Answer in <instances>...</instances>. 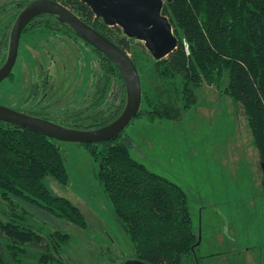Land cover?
Listing matches in <instances>:
<instances>
[{"label":"trees","instance_id":"1","mask_svg":"<svg viewBox=\"0 0 264 264\" xmlns=\"http://www.w3.org/2000/svg\"><path fill=\"white\" fill-rule=\"evenodd\" d=\"M57 1L130 52L128 40L119 38L120 28L96 22L90 8L79 0ZM163 14L172 23L178 48L156 62L158 75L163 79H184V111L196 103V89L203 81L215 85L222 97L242 107L260 157L264 195V0H177L166 3ZM41 24L31 27L30 33L46 28L58 34L67 29L80 39L59 19L51 18ZM70 33L67 32L71 38ZM90 47L100 66L92 89L93 102L77 113L67 114L65 120H75L69 128H102L118 119L126 106V88L118 69L104 54ZM10 79L14 81L15 77ZM104 102L105 109L101 106ZM179 114L170 108L141 110L136 118L178 121ZM83 145L98 165L97 179L134 246L135 260L147 264L204 263L198 255L199 235L193 226L187 193L135 160L131 155L134 140L128 134L122 132L111 141ZM49 179L63 186L69 179L57 141L0 122V211L5 210L7 217L5 222L0 221V264H29L27 247L46 240V249L36 264H59L50 249L58 255V250L72 240L70 233L59 228L41 236L43 228L25 207L45 214L46 217L37 216L46 224L49 219L82 229L88 227L82 211L58 196ZM26 214L30 215L28 219ZM111 261L117 262V258Z\"/></svg>","mask_w":264,"mask_h":264},{"label":"rangeland","instance_id":"2","mask_svg":"<svg viewBox=\"0 0 264 264\" xmlns=\"http://www.w3.org/2000/svg\"><path fill=\"white\" fill-rule=\"evenodd\" d=\"M33 1L36 0H0L1 23L11 20L19 6ZM66 31L70 33L67 29L58 34L46 28L37 29L21 39L17 74L14 81L9 77L0 83V104L64 127L75 123L65 117L93 102L92 89L100 75V66L92 48L75 39L72 33L70 38ZM119 38H125L123 33ZM127 43L141 78V110L170 108L180 113L178 121L134 119L125 130L134 140L131 155L187 193L193 226L199 234L203 226V245L198 255H203V248L217 251L216 255L205 258L204 264H220V260L231 259L227 252L220 258L223 257L220 251L228 250V244L220 248V243L207 242L216 240L220 231L227 236L229 231L225 226L234 221L251 223L256 239L264 241L260 157L242 107L222 97L215 85L203 81L196 89V103L184 111V79H163L144 43L136 40ZM101 106L107 108L105 102ZM57 143L69 179L66 186L49 179L50 187L82 211L88 227L82 229L49 219L46 224L37 216L45 214L25 207L33 221L43 228L42 234L39 232L41 236L58 228L73 236L62 254L57 255L52 249L49 253L59 264H120L134 260V246L97 179V163L83 144ZM0 212V221L5 222V210ZM30 215L26 214V219ZM235 237L238 238V231ZM246 238L248 235H241V239ZM47 242L27 247L29 264L37 263ZM257 250L263 252L264 247L258 246ZM114 258L117 262L110 260Z\"/></svg>","mask_w":264,"mask_h":264},{"label":"water","instance_id":"3","mask_svg":"<svg viewBox=\"0 0 264 264\" xmlns=\"http://www.w3.org/2000/svg\"><path fill=\"white\" fill-rule=\"evenodd\" d=\"M79 1L90 8L96 22L102 21L110 28L118 27L126 39L144 43L156 62L168 58L178 48V38L174 34L172 23L163 14L165 4L177 0ZM43 15L57 17L61 23L68 25L78 38L112 61L125 84V109L118 119L107 126L95 130H80L64 127L0 104V122L40 133L62 143L97 144L117 138L141 111L143 93L139 70L129 53L56 0L33 1L20 13L11 31L7 60L0 69V83L9 78L17 63L23 31L31 21ZM200 240L199 237V244ZM124 264L147 263L134 259Z\"/></svg>","mask_w":264,"mask_h":264},{"label":"crops","instance_id":"4","mask_svg":"<svg viewBox=\"0 0 264 264\" xmlns=\"http://www.w3.org/2000/svg\"><path fill=\"white\" fill-rule=\"evenodd\" d=\"M251 220V219H249ZM264 221V217H263ZM229 226V227H227ZM225 228L228 229L229 233L227 236H225L221 231L216 236V240H208V244H218L220 243V248L225 247V243L228 244L229 249L226 251H220V254H223L224 258V252H227L230 254L231 259L222 261L220 260V264H264V251L259 252L257 250L258 246L264 247V241H258L256 239V234L254 233V227L251 223H248L247 225H244L243 223H234L226 225ZM236 231H238V238H236ZM246 234L248 235V238L241 239V235ZM199 237L201 238L200 247L203 245V226H202V234L200 229V234L198 233ZM228 241V243L226 242ZM206 243V245H207ZM199 247V248H200ZM205 249L203 251V255L201 257L209 258L211 256H214L217 254V251H210L209 249ZM200 250V249H199ZM205 261V260H204ZM207 262V261H206ZM204 264V263H203ZM210 264V263H209ZM213 264V263H212Z\"/></svg>","mask_w":264,"mask_h":264},{"label":"flooded vegetation","instance_id":"5","mask_svg":"<svg viewBox=\"0 0 264 264\" xmlns=\"http://www.w3.org/2000/svg\"><path fill=\"white\" fill-rule=\"evenodd\" d=\"M57 1V0H56ZM58 2V1H57ZM26 4H23L21 7L19 6L17 8V11L14 13V15L12 16L11 20L10 19H6L3 21V23H1L0 21V28H1V31L3 32L1 35H0V69L3 67V65L5 64L6 60H7V57H8V53H9V45H10V37H11V31L13 29V26L16 22V20L18 19L20 13L24 10ZM9 8H13V6L11 7H7L6 8V12L9 11ZM55 18V19H58L57 17H53V16H47V15H43V16H40L36 19H34L33 21H31V23L25 28V30L23 31L22 33V38H24L27 34L29 35L30 34V28L33 27V26H36V25H42L41 22L42 21H45V20H48V19H51V18ZM39 27V26H38ZM21 43V42H20ZM20 49V48H19ZM30 54V53H29ZM18 60V59H17ZM17 64V63H16ZM16 67V65H15ZM15 67L13 68L12 72H11V75L9 76L10 78L11 77H15L14 74H17V69H15ZM2 105H5V104H2ZM8 107V106H7ZM13 109V108H11ZM40 118V117H39ZM44 119V118H43ZM47 120V119H46ZM125 132V131H123ZM4 216V215H3ZM5 217V216H4ZM7 219V217H5ZM33 219V218H32ZM1 222H4V221H1ZM35 222V221H34ZM36 223V222H35ZM47 234V233H46ZM45 235V234H44ZM44 250L46 249L45 246L42 247ZM64 246L62 248H60L58 251H59V254H62V251H64ZM116 259V258H115ZM112 260V259H111ZM125 263V260L120 263V264H124ZM98 264H107L106 262H103V263H98Z\"/></svg>","mask_w":264,"mask_h":264}]
</instances>
